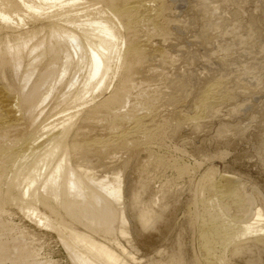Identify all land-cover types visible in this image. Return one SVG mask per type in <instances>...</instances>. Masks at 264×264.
I'll return each mask as SVG.
<instances>
[{"label":"bare ground","instance_id":"6f19581e","mask_svg":"<svg viewBox=\"0 0 264 264\" xmlns=\"http://www.w3.org/2000/svg\"><path fill=\"white\" fill-rule=\"evenodd\" d=\"M165 2L0 0V227L5 226L2 214L13 206L36 227L54 233L72 264H140L117 237L129 239L124 192L130 195L126 207L135 211L139 225L147 227L157 216L136 206L137 194L123 187L119 176L107 180L92 171L107 156L124 150L131 159L164 136L166 123L155 115V98L144 102V115L133 107L122 110L130 107L134 90L160 75L154 64L164 55L149 48L143 29L152 24L162 38L167 35ZM208 4L202 0L199 12L207 13ZM246 37L254 56L264 59L255 26ZM230 63L226 58L225 65ZM259 66L254 61L248 73L253 76ZM218 70L222 77L195 104L199 112L178 115L176 120L198 123L235 89L244 91L246 87L223 75L224 64ZM193 81V77L166 78L177 92ZM55 93L58 99L50 108L55 119L40 120ZM155 159L157 167L172 168L178 176L188 171L161 156ZM122 165L125 169L127 164ZM205 174L200 192L208 196L194 198V222L191 218L203 258L202 263L190 262L226 264L227 254L248 251L243 244L249 238L264 247L261 211L244 221L228 217L230 206L244 209L248 202L237 192L236 177L215 178L210 170ZM8 251L15 258L11 264H27L32 256L21 239L0 241V259ZM180 262L175 258L168 264Z\"/></svg>","mask_w":264,"mask_h":264},{"label":"rangeland","instance_id":"374dc122","mask_svg":"<svg viewBox=\"0 0 264 264\" xmlns=\"http://www.w3.org/2000/svg\"><path fill=\"white\" fill-rule=\"evenodd\" d=\"M165 1L169 11L165 13L169 20L167 35L162 38L152 24L146 23L143 29L149 48L164 55L154 64L160 75L134 90L130 107L122 110L133 107L138 115H144V102L155 98V115L166 123L164 136L131 159L124 150L107 156L92 172L107 180L119 176L123 187L129 186L137 194L136 206L149 208L157 216L151 225H139L132 213L135 211L126 207L130 195L124 192L129 239L117 237L140 264H168L175 258L181 260L180 264L196 260L202 263L192 211L194 198L202 194L205 173L213 171L215 178L224 174L236 177L237 192L248 202L244 209L230 206L229 218L244 221L246 216L252 219L256 211L264 214V59L254 56L246 37L247 30L255 26L264 46V0H209L207 13L198 10L202 0L182 4ZM209 22L222 25L210 28L205 25ZM226 58L231 61L228 65ZM254 61L260 66L253 77L248 72ZM223 64L227 70L223 75L246 90L235 89L224 104L215 105L198 123L176 120L178 115L191 117L199 112L195 104L204 90L222 77L218 69ZM165 77H193L194 81L177 92ZM57 94L45 105L40 120L55 119L50 108L57 102ZM160 156L166 163L187 167V173L178 176L172 168L157 167L155 158ZM124 163L127 170L122 168ZM203 195L207 194L200 198ZM1 221L5 226L0 227V241L23 240L32 253L27 264H72L56 235L36 227L15 207L7 206ZM243 245L248 251L238 256L227 254L226 264H264V247L257 246L252 238ZM8 254L3 255L0 264L15 261L14 254Z\"/></svg>","mask_w":264,"mask_h":264}]
</instances>
